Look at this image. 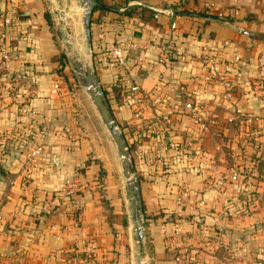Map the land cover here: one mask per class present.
I'll list each match as a JSON object with an SVG mask.
<instances>
[{
	"label": "crops",
	"instance_id": "0c3cea01",
	"mask_svg": "<svg viewBox=\"0 0 264 264\" xmlns=\"http://www.w3.org/2000/svg\"><path fill=\"white\" fill-rule=\"evenodd\" d=\"M98 1L114 10L94 11L90 53L134 149L141 264H264V0ZM5 20L9 69L0 71V88L13 86L18 97L0 101V264H140L120 161L118 172L107 169L78 122L77 86L63 77V52L82 63L89 55L81 1L0 0V30ZM119 43L136 49L117 68L110 57ZM162 47L172 48L165 64ZM207 55L229 66L231 101L224 86L204 83ZM186 99L205 109L203 129L183 110ZM20 104L34 114L22 117ZM91 125L102 138L94 117ZM160 138L175 149L161 150ZM30 144L40 155L26 165ZM236 167L250 172L239 189L231 183ZM75 175L87 185L71 201L77 207L51 211L52 195Z\"/></svg>",
	"mask_w": 264,
	"mask_h": 264
},
{
	"label": "built area",
	"instance_id": "2783aa9c",
	"mask_svg": "<svg viewBox=\"0 0 264 264\" xmlns=\"http://www.w3.org/2000/svg\"><path fill=\"white\" fill-rule=\"evenodd\" d=\"M167 14L170 16H174L175 13L173 11H168ZM10 22L8 20H5L3 22V29L0 30V71L9 69V56H8V33H7V27L9 26ZM136 49L135 43H119L115 49L111 53L110 61L111 63L118 67L124 66L127 61L129 60L132 52H134ZM171 50L172 48H161V54L159 63L165 64L170 56H171ZM201 63L203 66L206 67V74L203 77V81L208 86L211 85H221L224 86L226 89V93L224 96L225 100H232V84L227 81L226 79V72L229 69V66L227 63L223 60L222 57L218 55H207L201 58ZM22 78H24L22 76ZM134 92H138L137 88L133 89ZM18 97L17 90L13 86H9L6 91L1 90L0 88V101H4L6 99L16 100ZM183 110L188 112L190 116L193 118V121L195 125L199 126L200 128H204L205 126V117H206V111L201 106L198 105L193 100L184 101ZM19 113L22 117H29L34 114V112L31 110V108L26 104H20L19 106ZM172 112L165 113L162 117V120H160L161 127L165 128L168 125L171 124L170 115ZM237 118H233L230 122L236 121ZM244 125L249 129L250 131H254L257 127V123L253 118H247L244 121ZM155 144L161 148V150H169V149H175V144L173 142H168L165 138H160L155 140ZM40 155V149L35 144H30L24 154V162L26 165H32L34 161L38 158ZM241 155L244 159H246V151H241ZM157 160L159 163L162 162L160 157H157ZM250 176V172L247 171V169L243 168H234L231 173V183L237 188H243L246 181H248V178ZM86 184L83 182L79 175H75L72 178L68 179L62 190L57 193V195L54 197V200L52 201L53 204H58L59 206L65 204L64 201L70 200L75 201L78 193H83L86 190ZM81 217V212L78 214ZM2 221V218L0 217V222Z\"/></svg>",
	"mask_w": 264,
	"mask_h": 264
},
{
	"label": "water",
	"instance_id": "95a60500",
	"mask_svg": "<svg viewBox=\"0 0 264 264\" xmlns=\"http://www.w3.org/2000/svg\"><path fill=\"white\" fill-rule=\"evenodd\" d=\"M82 8L83 35L87 41V51L89 55L82 63L74 54L68 53L69 62L73 68L75 78L83 88L89 98L98 118L103 124L107 134L112 140L118 159L120 161L123 177L126 181L129 195L131 218L135 228V235L139 249V263L145 253V225L143 219V202L141 197L139 181L135 174L128 145L125 137L119 129L118 123L113 115L107 98L100 86L97 78L93 57L91 55L92 37L91 24L94 11L99 7L95 0H80ZM70 44L74 42L69 41Z\"/></svg>",
	"mask_w": 264,
	"mask_h": 264
},
{
	"label": "rangeland",
	"instance_id": "374dc122",
	"mask_svg": "<svg viewBox=\"0 0 264 264\" xmlns=\"http://www.w3.org/2000/svg\"><path fill=\"white\" fill-rule=\"evenodd\" d=\"M67 32H69L70 34L69 30ZM63 77L65 80V83L69 87L71 83L77 86L76 92H72V94L73 96H75L74 108H76L77 111L79 112L78 114H80L79 121H78L80 123V127L82 126V129H85V131H87V133L90 134L89 142L92 144H95V147H97L100 158L105 161V166L107 167V169L111 171L113 168H115L116 171L118 172L119 171V166L117 163L118 157L116 155L114 144L112 140L110 139L109 135L107 134L100 119L98 118L83 88L81 87L79 82L75 81V75H74V71L71 68V65H68V69L63 74ZM93 117L95 119L96 125L99 127L100 131L102 132V138L98 137L99 134H95L91 132L92 130L91 129L92 128L91 119H93ZM110 143H111V146L110 148H108L107 146Z\"/></svg>",
	"mask_w": 264,
	"mask_h": 264
},
{
	"label": "trees",
	"instance_id": "16d2710c",
	"mask_svg": "<svg viewBox=\"0 0 264 264\" xmlns=\"http://www.w3.org/2000/svg\"><path fill=\"white\" fill-rule=\"evenodd\" d=\"M96 1V3L99 5V7H98V10L97 11H99V12H102V11H113L114 9H112V8H110V7H107V6H105V5H103L101 2H99L98 0H95ZM134 10L135 9H133V10H130V11H127V13L130 15L131 13H132V11L134 12ZM61 59L64 61V63L66 64V65H69L68 63H69V59H68V56H67V54L65 53V52H63L62 53V55H61ZM129 150H130V153H131V156H133L134 157V149H132L131 147H129ZM82 192L81 193H78V195H77V197L76 198H78V197H81L82 196ZM57 195V193H55V194H53L52 195V201L54 200V197ZM65 202V204H68V205H71V207L72 206H74L75 205V207H77L76 206V203H72L70 200H66V201H64ZM59 208V205L58 204H52V208H51V211H55L56 209H58ZM76 209H78V208H76ZM77 212V211H76ZM78 213V212H77ZM76 214V213H75Z\"/></svg>",
	"mask_w": 264,
	"mask_h": 264
}]
</instances>
